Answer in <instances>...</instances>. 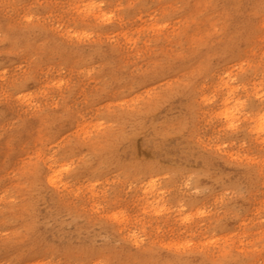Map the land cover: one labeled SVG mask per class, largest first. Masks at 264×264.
<instances>
[{
  "label": "rangeland",
  "instance_id": "1",
  "mask_svg": "<svg viewBox=\"0 0 264 264\" xmlns=\"http://www.w3.org/2000/svg\"><path fill=\"white\" fill-rule=\"evenodd\" d=\"M0 264H264V0H0Z\"/></svg>",
  "mask_w": 264,
  "mask_h": 264
},
{
  "label": "bare ground",
  "instance_id": "2",
  "mask_svg": "<svg viewBox=\"0 0 264 264\" xmlns=\"http://www.w3.org/2000/svg\"><path fill=\"white\" fill-rule=\"evenodd\" d=\"M52 180H53V178L51 177V178L48 179V182L51 183Z\"/></svg>",
  "mask_w": 264,
  "mask_h": 264
}]
</instances>
